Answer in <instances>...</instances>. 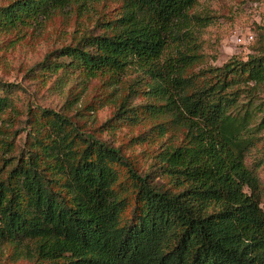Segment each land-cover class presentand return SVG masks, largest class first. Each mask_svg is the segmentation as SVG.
Segmentation results:
<instances>
[{
	"label": "trees",
	"instance_id": "1",
	"mask_svg": "<svg viewBox=\"0 0 264 264\" xmlns=\"http://www.w3.org/2000/svg\"><path fill=\"white\" fill-rule=\"evenodd\" d=\"M75 1L12 0L0 6V34L39 27ZM121 1L101 34L31 72L117 83L134 69L147 103L124 101L101 130L147 116L161 122L138 140L173 132L181 142H164L142 172L72 117L30 109L27 152L0 182V244L28 264H264V191L247 163L264 138V34L247 59L197 70L211 23L194 12L198 0ZM18 89L0 86V122L17 112Z\"/></svg>",
	"mask_w": 264,
	"mask_h": 264
},
{
	"label": "rangeland",
	"instance_id": "2",
	"mask_svg": "<svg viewBox=\"0 0 264 264\" xmlns=\"http://www.w3.org/2000/svg\"><path fill=\"white\" fill-rule=\"evenodd\" d=\"M11 1L0 0V6ZM121 7V0H88L86 3L77 0L39 27L26 29L20 35L17 32L0 34V86L20 87L11 95L17 112L8 111L0 122V182L8 179L21 155L27 152L32 121L28 120L30 109L34 114L47 109L72 117L85 133L121 147L142 172L148 170L164 142H181V134L173 132L162 139L153 135L149 142L138 140L152 135L153 127L161 122L147 116L138 125L123 122L115 131L101 130L124 101L135 107L147 103L142 88L135 84L139 74L134 69L117 83L108 75L84 82L79 71L62 70L53 76H46L37 68L31 72L47 54L75 44L84 35L101 34V25L117 17ZM194 12L210 17L211 22L199 32L203 62L197 70L221 67L234 57L247 59L254 53L259 35L264 34V0H198ZM249 34L254 36L252 43L245 40ZM239 38L244 42L240 43ZM247 163L255 169L264 191V138ZM0 263L28 264L29 261L17 259L12 245L0 244Z\"/></svg>",
	"mask_w": 264,
	"mask_h": 264
},
{
	"label": "built area",
	"instance_id": "3",
	"mask_svg": "<svg viewBox=\"0 0 264 264\" xmlns=\"http://www.w3.org/2000/svg\"><path fill=\"white\" fill-rule=\"evenodd\" d=\"M247 42L251 43L254 40V37L252 34H249L248 37L245 39ZM239 42L243 43V39L239 38Z\"/></svg>",
	"mask_w": 264,
	"mask_h": 264
}]
</instances>
